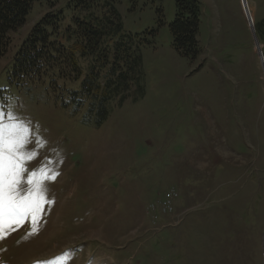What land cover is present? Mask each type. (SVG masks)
<instances>
[{
  "label": "rangeland",
  "instance_id": "obj_1",
  "mask_svg": "<svg viewBox=\"0 0 264 264\" xmlns=\"http://www.w3.org/2000/svg\"><path fill=\"white\" fill-rule=\"evenodd\" d=\"M70 2L36 1L0 57V119L22 121L36 153L22 187L32 171L55 175L35 178L50 202L8 228L0 264H264V70L250 28L264 54V0H248L252 21L247 0H201L196 59L173 45L176 0H114L143 76L100 125L62 105V81L12 76L34 24L69 19ZM171 185L180 221L154 224L146 206Z\"/></svg>",
  "mask_w": 264,
  "mask_h": 264
},
{
  "label": "trees",
  "instance_id": "obj_2",
  "mask_svg": "<svg viewBox=\"0 0 264 264\" xmlns=\"http://www.w3.org/2000/svg\"><path fill=\"white\" fill-rule=\"evenodd\" d=\"M36 1L42 0H0V57L8 50L9 33L26 22ZM46 1L54 6L53 0ZM70 4L69 19L61 9L47 12L34 24L16 53L12 76L34 83L45 77L50 89L62 81L57 96L62 105H71L76 111L85 109L83 120L100 125L114 105L125 102L134 85L140 86L141 48L136 36L124 30L114 0H71ZM176 7L170 24L173 45L196 59L201 53L202 2L176 0ZM98 9H102L100 14ZM83 59H90L86 71ZM67 82L76 86L69 87Z\"/></svg>",
  "mask_w": 264,
  "mask_h": 264
},
{
  "label": "snow or ice",
  "instance_id": "obj_3",
  "mask_svg": "<svg viewBox=\"0 0 264 264\" xmlns=\"http://www.w3.org/2000/svg\"><path fill=\"white\" fill-rule=\"evenodd\" d=\"M9 116L8 124L0 119V238L26 215L31 214L36 223L41 205L50 201L45 200V189L35 178L39 175L55 179V175L45 176L44 172L35 170L28 174V187H22L23 175L28 172L26 164L36 158V153L24 151L30 142L27 135L30 130L14 114Z\"/></svg>",
  "mask_w": 264,
  "mask_h": 264
},
{
  "label": "built area",
  "instance_id": "obj_4",
  "mask_svg": "<svg viewBox=\"0 0 264 264\" xmlns=\"http://www.w3.org/2000/svg\"><path fill=\"white\" fill-rule=\"evenodd\" d=\"M180 198V189L174 185L169 186L163 192L159 193L146 206V211L151 221L157 224L161 222L164 216L177 215L176 222H179L180 215L176 214V206Z\"/></svg>",
  "mask_w": 264,
  "mask_h": 264
},
{
  "label": "water",
  "instance_id": "obj_5",
  "mask_svg": "<svg viewBox=\"0 0 264 264\" xmlns=\"http://www.w3.org/2000/svg\"><path fill=\"white\" fill-rule=\"evenodd\" d=\"M246 5H247V2H246ZM243 7H244V11H245L246 15L252 21L250 12H249L248 8L244 6V2H243ZM250 28H251V32H252V35H253L254 42H255L256 46L259 48V52H260L261 58H262V66H263V70H264V54H263V51L261 49V45H260L259 38H258V35H257V32H256V28L254 27L253 24H252V26Z\"/></svg>",
  "mask_w": 264,
  "mask_h": 264
},
{
  "label": "bare ground",
  "instance_id": "obj_6",
  "mask_svg": "<svg viewBox=\"0 0 264 264\" xmlns=\"http://www.w3.org/2000/svg\"><path fill=\"white\" fill-rule=\"evenodd\" d=\"M247 7H248V10H249L252 18H253V10H252V8H251L250 3L248 2V0H247Z\"/></svg>",
  "mask_w": 264,
  "mask_h": 264
}]
</instances>
